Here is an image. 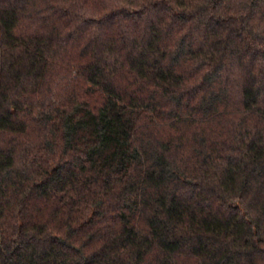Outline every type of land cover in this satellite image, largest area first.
<instances>
[{"label": "trees", "instance_id": "1", "mask_svg": "<svg viewBox=\"0 0 264 264\" xmlns=\"http://www.w3.org/2000/svg\"><path fill=\"white\" fill-rule=\"evenodd\" d=\"M0 264H264V0H0Z\"/></svg>", "mask_w": 264, "mask_h": 264}]
</instances>
